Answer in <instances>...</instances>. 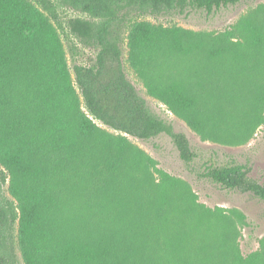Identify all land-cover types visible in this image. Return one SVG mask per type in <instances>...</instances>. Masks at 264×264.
Here are the masks:
<instances>
[{
    "label": "trees",
    "instance_id": "obj_1",
    "mask_svg": "<svg viewBox=\"0 0 264 264\" xmlns=\"http://www.w3.org/2000/svg\"><path fill=\"white\" fill-rule=\"evenodd\" d=\"M239 1L0 0V264H22L17 250L23 264H264V250H239L231 216L180 178L155 179L151 158L126 136L166 133L184 161L196 156L127 77L124 38L147 92L203 140L245 143L264 121V26L238 46L126 16ZM65 7L88 17L62 20ZM63 35L95 51L74 77ZM220 83L235 92L216 99ZM203 176L264 199L244 164L208 166Z\"/></svg>",
    "mask_w": 264,
    "mask_h": 264
},
{
    "label": "rangeland",
    "instance_id": "obj_2",
    "mask_svg": "<svg viewBox=\"0 0 264 264\" xmlns=\"http://www.w3.org/2000/svg\"><path fill=\"white\" fill-rule=\"evenodd\" d=\"M60 13L62 20L76 16L88 17L68 7L60 8ZM126 16L151 21L155 24L177 25L196 32H206L216 40L236 42L238 46H242L254 41V30L257 24L264 26V0H241L235 4L221 5L212 11L192 6H188L183 12L178 10L151 12L129 8ZM126 33V30H123V37H126ZM63 39L67 60L74 77V64L90 63L95 51L73 36L66 38L63 35ZM121 47L122 63L129 80L148 101L155 113L169 122L175 131L186 134L196 155L191 162L184 161L172 138L166 133L147 140L126 135L134 146L151 158L150 170L154 178L158 180L161 171L180 178L190 185L200 203L212 209H221L231 216L238 233L239 250L243 255L264 250V199L251 192L226 188L203 176L208 166H221L235 161L250 168V175L264 183V121L255 128L245 143L233 145L214 140H203L181 117L169 111L166 105L147 92L143 80L128 60L126 38ZM190 67L194 69L193 65ZM222 71L225 75L230 73L226 67ZM218 73L219 70L216 71V77ZM230 91L235 92L230 86L228 88L220 83L214 96L222 100L230 96ZM241 98L238 94L235 98L236 105L241 104ZM262 118L264 119V114ZM99 124L110 134L117 136L120 134L106 125ZM4 195L11 197L8 181L4 186ZM17 255L20 263L23 264L19 250H17Z\"/></svg>",
    "mask_w": 264,
    "mask_h": 264
}]
</instances>
